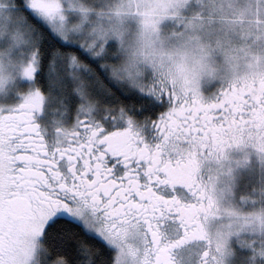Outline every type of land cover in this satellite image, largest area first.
<instances>
[{
	"label": "snow or ice",
	"instance_id": "snow-or-ice-1",
	"mask_svg": "<svg viewBox=\"0 0 264 264\" xmlns=\"http://www.w3.org/2000/svg\"><path fill=\"white\" fill-rule=\"evenodd\" d=\"M31 7L49 17L61 9L59 0H31ZM34 70L30 64L25 75ZM158 98L168 110L154 122L155 145L131 121L111 133L81 121L82 132L65 133L52 149L34 120L38 92L0 114V264H30L31 256L20 255L24 237L33 239V254L37 238L42 245L35 264H127L125 250L138 238L145 264L151 257L172 264L177 245L205 239L215 202L198 179V161L249 143L264 151V98L241 86L211 100L173 92ZM170 225L179 227L175 239L165 231ZM209 259L205 250L203 264Z\"/></svg>",
	"mask_w": 264,
	"mask_h": 264
},
{
	"label": "clouds",
	"instance_id": "clouds-1",
	"mask_svg": "<svg viewBox=\"0 0 264 264\" xmlns=\"http://www.w3.org/2000/svg\"><path fill=\"white\" fill-rule=\"evenodd\" d=\"M114 3L107 25L101 27V36L111 32L119 41L120 59L109 65L116 80L126 81L154 98L169 92L179 97L198 94L204 98V84L215 82L221 85L219 91L241 86L264 98V0H114ZM128 18H135L134 30L127 26ZM165 21H174L176 27L163 31L161 25ZM101 51L103 45L97 54ZM146 72H150L147 82ZM259 116L258 108L252 118ZM246 145L264 154L251 143ZM226 158L224 153L198 161L197 176L206 161H215L220 168L202 182L215 208L204 225L205 239L196 241L202 247L194 264H203L205 250L210 254L208 264H223L226 233L213 225L216 217L228 218L230 224L225 226L228 229L264 227V210L244 215L234 208L220 206L216 183ZM82 227L92 230L87 223L82 222ZM191 244L177 245L171 251L172 264H185L179 253ZM32 246L31 237L22 238L20 255L25 261L31 256L30 264H35L42 245L37 238L35 254ZM142 248L139 238L131 243V251L125 250L127 264H145V257L136 255ZM148 264H155V258H149Z\"/></svg>",
	"mask_w": 264,
	"mask_h": 264
},
{
	"label": "rangeland",
	"instance_id": "rangeland-1",
	"mask_svg": "<svg viewBox=\"0 0 264 264\" xmlns=\"http://www.w3.org/2000/svg\"><path fill=\"white\" fill-rule=\"evenodd\" d=\"M88 1L89 5L85 7L80 5L84 3L83 0H59L61 9L55 17H49L33 9L31 0H26V4L38 18L43 20L63 40L69 42L74 37L80 38L81 43L86 40L84 46L87 51L93 52L95 57H101L105 47L111 42L116 43L120 51L119 41L111 32L101 36V27L106 26L110 19L109 10L115 6L114 0H102L104 2L102 8L97 7V0ZM82 9L86 11H82ZM61 16L63 19L60 18ZM127 26L130 30H134L136 27L135 18H128ZM175 27L174 21H165L161 25L162 30L165 32L171 31ZM101 45H103V51L97 54ZM31 47L23 24L18 19L14 9L10 7L9 0H0V114L13 111L29 95L38 92L42 96L40 110L42 119L39 120L42 133L47 136L50 142L57 143L58 141V144H62L64 139H59V136L71 132V129L70 131L61 130L65 124L59 122L57 116L53 118L57 120L54 124H52L53 121H48L45 117L46 111H53L52 108L56 101L43 95L35 85V74L39 69V58L37 51L34 48L32 50ZM30 64L35 69L31 77L25 75V69ZM113 79L116 81L115 78ZM149 79L150 72H146L145 82ZM117 82L124 83L143 93V95L159 101L158 97L154 98L151 94L130 86L126 81L117 80ZM220 87L219 82L205 83L202 87L204 98L207 100L213 99L214 95L218 94ZM81 100L82 103L75 115L72 130L80 128L81 121H87L89 125L93 124L94 127H100L98 125L103 124V127L112 125L114 128L130 126L129 121H131L133 128L136 127L135 121L129 119V116L123 110L114 111L109 108L94 107V104L90 103L83 93L81 94ZM53 114H56V112ZM74 124H78V126H74ZM225 155L227 158L222 161L223 169L216 183L220 206L234 208L244 215L264 210V159L261 158L264 154H259L248 147H239L226 149ZM202 168L207 170L208 175L211 176L213 172L220 168V165L216 164L215 161H206ZM223 173H227V175ZM228 224H230V220L223 216H218L213 220V225L225 229L226 233L223 264L238 263L236 260L238 255L234 248L236 243L238 248L249 251L255 248L256 251L255 253L252 252L253 254H263L264 227L257 225L235 230L226 228L225 226ZM201 247L202 245L198 242H194L180 251L179 254L182 260H185V264H194ZM261 257L264 258V254ZM252 258L253 256H251ZM238 259L240 260V258Z\"/></svg>",
	"mask_w": 264,
	"mask_h": 264
},
{
	"label": "trees",
	"instance_id": "trees-1",
	"mask_svg": "<svg viewBox=\"0 0 264 264\" xmlns=\"http://www.w3.org/2000/svg\"><path fill=\"white\" fill-rule=\"evenodd\" d=\"M83 1L80 5H89L88 0ZM9 4L22 22L32 50L34 48L38 54L39 69L35 74V85L43 95L56 101L53 111L45 112L46 119L53 121L52 124L57 120L64 123L74 120L82 103V93L94 107L123 110L138 119H155L166 110L165 104L160 105L155 99L113 79L109 65L120 59L116 43H109L103 55L95 57L84 46L86 40L81 43L80 38L74 37L68 42L53 32L29 9L26 0H9ZM96 5L102 8L104 2L97 0ZM54 117L58 119H53ZM239 147L256 151L251 145L232 146L227 149ZM236 245L234 248L240 258L236 259L237 264H264V258L261 257L264 252L257 255L252 253H255V248L246 251Z\"/></svg>",
	"mask_w": 264,
	"mask_h": 264
},
{
	"label": "flooded vegetation",
	"instance_id": "flooded-vegetation-1",
	"mask_svg": "<svg viewBox=\"0 0 264 264\" xmlns=\"http://www.w3.org/2000/svg\"><path fill=\"white\" fill-rule=\"evenodd\" d=\"M157 102H158V104L162 105L160 103V101H157ZM165 106L167 107V105H165ZM40 110H41V108L37 112H35V114H34V120L38 124L39 130H40V132H41V134H42V136H43L46 144L50 148L54 149L56 146L59 145L58 144V141H57V143L50 142L49 139L47 138V136H45L42 133V128H41V125L39 123V120L42 119V116H40ZM167 110H168V108H166V110L162 111V113H160L159 116L157 118H155V119H151V118H139L138 119L136 117L129 116L127 113L126 114H127V116H129V119H132V120L135 121V124H136V127L135 128L136 129L133 128V124H131L132 130L134 132H136L143 139V141L145 143H148L149 145H155L157 143H160V141H161V135L159 133V130L155 127L154 122L155 121H158L159 118L161 117V115L163 113H165ZM73 122H74V120H72V119L69 122H67V123H64L62 121L61 123L62 124H65V125H64V128H62L61 130L70 131V129H71V132L72 131H77V130L80 131V132H82L83 131L82 128L81 129L80 128H75L74 130H72L73 129V125H72ZM90 125L92 127H94L93 124H90ZM74 126H78V124H74ZM98 126H100L99 128H102L106 133H111V132L116 131V130H124V129L129 128V126H127V127H125V126H119V127L114 128V126H112V125H106V126L103 127V124H100ZM55 134H56V132H55ZM65 138H66L65 137V134L61 135V137L59 136V139H64L65 140ZM114 162L115 161L112 160L111 158L109 159V163L110 164L111 163H114ZM209 174L211 175V173H209ZM209 177L210 176L208 175L207 171L202 168V170H200V174L198 176V179L201 180V182H203V181H207V179ZM183 194H184V190L183 189H178L177 190V195L183 197ZM165 231L167 232V234L169 236H172V237H175V236L179 235V227L177 225L167 226L165 228Z\"/></svg>",
	"mask_w": 264,
	"mask_h": 264
},
{
	"label": "bare ground",
	"instance_id": "bare-ground-1",
	"mask_svg": "<svg viewBox=\"0 0 264 264\" xmlns=\"http://www.w3.org/2000/svg\"><path fill=\"white\" fill-rule=\"evenodd\" d=\"M235 256V255H234ZM233 261V260H232Z\"/></svg>",
	"mask_w": 264,
	"mask_h": 264
}]
</instances>
